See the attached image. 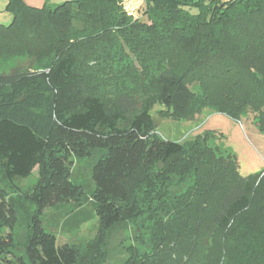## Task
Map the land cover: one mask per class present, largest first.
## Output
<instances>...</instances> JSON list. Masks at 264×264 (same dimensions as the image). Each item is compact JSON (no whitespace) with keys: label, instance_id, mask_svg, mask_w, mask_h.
I'll return each mask as SVG.
<instances>
[{"label":"trees","instance_id":"obj_1","mask_svg":"<svg viewBox=\"0 0 264 264\" xmlns=\"http://www.w3.org/2000/svg\"><path fill=\"white\" fill-rule=\"evenodd\" d=\"M145 5L147 22L117 0L8 1L0 58L28 64L0 72V173L13 187L35 168L38 178L21 194L34 207L21 253L19 208L0 184V264H85L42 219L82 195L73 158L91 160L93 251L140 213L144 194L151 248L125 264H264V173L242 177L233 156L209 146L211 134L185 144L160 138L148 109L156 102L175 121L204 108L251 114L264 132V0ZM176 178L189 184L170 193Z\"/></svg>","mask_w":264,"mask_h":264},{"label":"rangeland","instance_id":"obj_2","mask_svg":"<svg viewBox=\"0 0 264 264\" xmlns=\"http://www.w3.org/2000/svg\"><path fill=\"white\" fill-rule=\"evenodd\" d=\"M66 0H47L51 6L61 4ZM146 0H117L125 15L132 20L147 22L145 15ZM8 21L0 19V24ZM26 58L4 60L0 58V72H6L16 67H25ZM151 94L143 95L142 100L147 104ZM149 112L155 125V134L164 140L185 144L196 137L211 134L209 146L218 150V155H231L236 159L239 174L242 177H253L264 173V132L258 128L252 115H243L240 119L204 108L189 119L175 121L163 117L158 111L162 107L156 102L149 106ZM72 174L77 183L82 185V195L75 202L48 208L43 212V226L52 232L58 244H71L81 249L86 263L92 264H125L133 251L142 254L150 251L148 243L152 221L148 219V199L144 194H138L140 213L132 220H126L104 236L98 251H93L100 239L99 225L94 218L90 191L89 167L91 160L72 159ZM157 170L154 169L151 178L154 188H159L156 182ZM38 178L35 168L25 179L15 180L14 187L8 184L0 173V184L10 197L16 201L19 211L17 223L13 229L15 251L22 252L23 243L27 235L28 215L34 207L24 201L22 193L29 190ZM189 184L187 178L183 182L175 179L167 191H182Z\"/></svg>","mask_w":264,"mask_h":264},{"label":"crops","instance_id":"obj_3","mask_svg":"<svg viewBox=\"0 0 264 264\" xmlns=\"http://www.w3.org/2000/svg\"><path fill=\"white\" fill-rule=\"evenodd\" d=\"M8 1L9 0H0V19H4L5 21L10 22L11 16L4 11ZM23 1L26 5L32 7H41L45 2V0H23Z\"/></svg>","mask_w":264,"mask_h":264}]
</instances>
